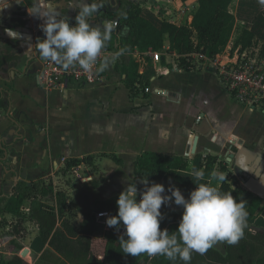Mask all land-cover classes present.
Listing matches in <instances>:
<instances>
[{
	"label": "crops",
	"instance_id": "obj_1",
	"mask_svg": "<svg viewBox=\"0 0 264 264\" xmlns=\"http://www.w3.org/2000/svg\"><path fill=\"white\" fill-rule=\"evenodd\" d=\"M131 1L140 3L142 15L157 25L163 21L191 25L198 8V0H99L106 11L112 12L126 9ZM251 2L232 1L229 9L236 17L235 32L253 29L263 14L264 6L259 15H249ZM45 3L43 7L34 0L28 7L25 2L26 15L22 18L26 25L15 36L7 33L4 38L0 29V60H10L0 65V144L18 143V153L0 152V200L12 193L22 180L18 175L24 173L28 185L47 180L53 181L55 189L65 191L68 205L76 214L72 218L81 221L96 201L119 195L129 182L136 184L140 199L145 185L135 173L134 163L145 153L188 160L186 169L180 172L181 180L149 181V186L152 182L162 183L167 195L171 194V187L179 188L185 198L196 187L193 169L203 170L206 159L212 157L226 167V178L235 175L251 191L246 210L256 198L262 199L249 222L250 232H263L264 111L238 103L211 67L193 64L188 70L182 69L180 56L170 50L168 35L158 52L135 51L114 60L104 71L105 81L100 84L70 83L66 88L48 90L37 79L42 58L35 49V37L44 21L36 14L42 9L56 12L74 24L79 0ZM102 18L105 17L95 14L91 20L98 22ZM5 22L1 16L0 28ZM114 22L106 19L105 24L114 27ZM9 39H15L16 45L8 49L3 44H9ZM120 40V31L112 32L106 46L111 42L118 46ZM109 50V57L117 52ZM15 55L18 64L13 63ZM133 60L139 63L141 74L138 94H133L125 82L124 69ZM62 158H89L90 162H83L75 172L63 175ZM15 160L20 163L17 169L13 165ZM12 176H18V181ZM66 179L72 182L63 186L61 181ZM30 208L29 204L22 210L29 215ZM55 210V228L60 229L61 220ZM160 211L163 215L182 216L183 208L173 198ZM35 217L22 221L9 213H0V221L6 219L0 226V257L10 259L20 255L21 249L28 250L25 259L29 264H47L60 257L42 241L40 226L46 224ZM107 231V227L98 224L94 236L102 238ZM213 247L226 254L224 243Z\"/></svg>",
	"mask_w": 264,
	"mask_h": 264
},
{
	"label": "trees",
	"instance_id": "obj_2",
	"mask_svg": "<svg viewBox=\"0 0 264 264\" xmlns=\"http://www.w3.org/2000/svg\"><path fill=\"white\" fill-rule=\"evenodd\" d=\"M232 1L198 0V8L191 25H176L168 21L157 25L143 16L141 4L133 1L129 2L127 8L120 12L106 11L104 7H101L96 15L117 21L119 30L124 25L130 28V35L121 38L118 46L115 42L108 44L110 49L118 51L121 48H126V53L158 52L164 47L165 36L168 35L171 44L170 50L180 56L181 68L188 70L192 67V54L198 53L211 58L223 51L229 44L236 25V17L229 9ZM25 15L26 9L22 3L14 24L25 26L26 20L22 18ZM256 38L263 40L262 54L264 56V12L253 29L244 28L242 30L237 45L241 44L243 48L249 47ZM5 62L6 60H0V65ZM124 72L128 88L133 94H138L141 82L139 63L133 60L128 67H125ZM216 161V158L209 157L203 164L206 180L210 178V173L213 170L220 173L226 171V167ZM83 162L88 163L90 160L89 158L68 159L66 166L61 169V173L65 175ZM187 165L188 160L174 155L145 153L136 159L134 168L140 178H147L148 181L164 178L181 180L180 172L186 169ZM226 179L221 185L222 191L232 193L238 201L247 202L250 199L251 191L235 175ZM38 195L55 202L54 209L57 208V214L61 220L60 229L41 224L40 237L69 264H139L140 262H144V264H172L165 256L149 257L147 254H142L133 257L123 253L119 244L120 235H117L113 230H108L102 238L94 236L95 229L99 224V213L108 212L109 216L117 214L116 201L119 195L104 201H96L93 209L84 213L83 219L78 221L72 218L76 214L68 205L66 192L55 189L53 181L35 182L32 185H28L26 181H19L11 194L0 200V213H9L22 221L29 216L36 215V212L44 215L41 201L37 199ZM32 196L34 201L29 215H26L22 209L25 201ZM261 202L262 199L258 197L247 209V227L244 229V236L239 243L235 245L224 243L226 254H222L214 247L204 255L193 252L191 264H264V241L253 237L249 230L251 225L249 221L254 217ZM181 217L178 214L163 215L160 228L167 229L169 232L175 231ZM5 223L6 219L4 218L0 221V226ZM15 227L18 231L17 226ZM27 253V249H21L20 255L16 254L10 259L0 257V264H29L25 259ZM175 264H183V262L177 260Z\"/></svg>",
	"mask_w": 264,
	"mask_h": 264
},
{
	"label": "clouds",
	"instance_id": "obj_3",
	"mask_svg": "<svg viewBox=\"0 0 264 264\" xmlns=\"http://www.w3.org/2000/svg\"><path fill=\"white\" fill-rule=\"evenodd\" d=\"M259 3L264 6V0ZM101 7L103 4L99 0H79L74 24L56 12L36 14L44 21L41 29L45 34L43 39L37 38L35 42L39 56L62 66L65 71L77 66L86 73L95 70L99 74L107 70L114 60L125 55L127 49L121 48L111 57L101 55L113 30L111 24L101 29L90 23ZM6 31L13 36L11 29ZM192 175L196 187L188 198L175 187L169 189L170 195L164 194L162 183L152 182L149 186L146 178L138 200L136 184L128 183L116 201L117 214L106 220L109 227L123 226L124 233L119 238L123 253L133 257L159 255L172 264L177 260L191 264L193 252L204 255L217 243H239L247 227L246 201H238L232 193L221 190L227 180L223 173L213 170L206 180L204 171L194 168ZM173 198L177 206H182L183 212L177 229L169 232L160 228L163 219L160 209L162 205L171 204Z\"/></svg>",
	"mask_w": 264,
	"mask_h": 264
},
{
	"label": "built area",
	"instance_id": "obj_4",
	"mask_svg": "<svg viewBox=\"0 0 264 264\" xmlns=\"http://www.w3.org/2000/svg\"><path fill=\"white\" fill-rule=\"evenodd\" d=\"M114 27L118 28V22H114ZM120 31V30H119ZM119 37V33L117 34ZM262 41L254 40L252 45L243 48L241 44L231 38L227 47L214 57L194 53L191 60L193 64L209 66L214 71L220 83L240 104L264 111V56L262 54ZM102 56H109L110 50L106 46L101 53ZM191 55V56H192ZM197 59L195 61L194 59ZM37 79L41 86L48 90L66 88L70 83L79 85H96L105 81L104 71L97 74L84 72L79 66L65 71L62 66L41 59V67L37 73ZM149 90V88H147ZM67 162V158H62ZM78 168L69 171L72 173ZM103 213L104 215H101ZM98 214L99 224L104 225L108 230H113L117 235H123L124 228L109 227L106 220L108 212Z\"/></svg>",
	"mask_w": 264,
	"mask_h": 264
},
{
	"label": "water",
	"instance_id": "obj_5",
	"mask_svg": "<svg viewBox=\"0 0 264 264\" xmlns=\"http://www.w3.org/2000/svg\"><path fill=\"white\" fill-rule=\"evenodd\" d=\"M37 1H39L43 7L46 6L45 0H37ZM20 6H21L20 0H0V7H3V8H0V17L2 16V18H5V21H6V24H3V26H2L3 28H0L1 30L4 31V34H3L4 38H6V35L8 33V31H6V30L11 29L14 32V36H15L16 32L20 31V29H22L21 26H18V25L16 26L14 24V20L16 19L17 12H18ZM43 11H45V10L42 9L41 12H43ZM92 18H94V16ZM105 22H106L105 18L100 19L98 22L90 20L91 24L98 26L101 29L103 28L104 25H106ZM116 31H119V29L113 27L112 32H116ZM42 32H43L42 29L38 30L36 37H35V40H37V38H40V39L44 38V35L41 34ZM129 35H130V28H129V26L124 25L122 27V29L120 30V37L125 38V37H128ZM14 41H15V39H9L8 43L10 44V47H15L16 44L14 43ZM8 61H10V60H7L5 63H8ZM13 63H16V64L19 63V59L16 57V55L14 57ZM16 144H18V143H16V141H15V143L2 142L0 144V152H2V154H4V155H13L14 153H18V151L16 150L18 148V145L16 146ZM196 146H197V140H196V143L194 146V151H195ZM9 160H12V158L10 157ZM13 165H15L16 169L19 168L20 167L19 160H15V163H13ZM18 176L21 177V179H22L21 181H26L27 176L24 173L20 174ZM18 176H15V177L12 176V177H14L15 182L18 181ZM27 183L29 184L30 182H27Z\"/></svg>",
	"mask_w": 264,
	"mask_h": 264
},
{
	"label": "rangeland",
	"instance_id": "obj_6",
	"mask_svg": "<svg viewBox=\"0 0 264 264\" xmlns=\"http://www.w3.org/2000/svg\"><path fill=\"white\" fill-rule=\"evenodd\" d=\"M20 1H21V3H24V4L26 2L27 5H28V7H30L31 6V3L34 0H26V1L25 0H20ZM246 1H249V0H246ZM250 1H252L251 2V6L250 7L246 6V8L248 7L249 15H254V16L259 15L260 12L262 11V7L263 6L259 3V0H250ZM243 29H241V32H242ZM241 32H237V31L235 32V30H234L233 36H232V39L234 40V42H237V40H238ZM257 40L263 42L262 39H257ZM71 182H72L71 179H66L64 181H61V183H62L63 186L64 185L66 186L67 183L69 184ZM40 186H42V185H40ZM39 188H41V187H39ZM37 199H39L41 201V204H42L41 209L44 210V212H45L44 214H46V216H43V214H40L39 212H36V217L35 218L38 219V220H40V221L41 220L42 221L44 220V222H45V224H46L47 227H52V226L56 227V224H57L58 220H57V216L55 214V211H56L54 209L55 205L53 204L52 200L51 199H48L46 197L45 198H42L39 195L37 196ZM33 201H34V198L32 196V197H30L29 199H27L25 201L24 206L29 205V204L32 206ZM263 233L264 232H261V231H259L257 229L256 230L253 229L252 232H251V234L253 235V237H255L256 239L260 238L261 240L264 241V235H263ZM47 264H69V263L65 259H63L62 257H59L58 259L52 258V260H50Z\"/></svg>",
	"mask_w": 264,
	"mask_h": 264
},
{
	"label": "flooded vegetation",
	"instance_id": "obj_7",
	"mask_svg": "<svg viewBox=\"0 0 264 264\" xmlns=\"http://www.w3.org/2000/svg\"><path fill=\"white\" fill-rule=\"evenodd\" d=\"M2 23H4V22L2 21ZM5 24H6V22H5ZM3 45H4L5 47H7L8 49L11 48L10 45H8L7 43H6V44L4 43Z\"/></svg>",
	"mask_w": 264,
	"mask_h": 264
}]
</instances>
